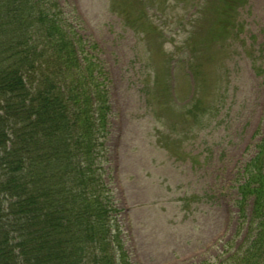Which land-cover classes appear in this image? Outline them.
Instances as JSON below:
<instances>
[{
  "label": "rangeland",
  "instance_id": "rangeland-1",
  "mask_svg": "<svg viewBox=\"0 0 264 264\" xmlns=\"http://www.w3.org/2000/svg\"><path fill=\"white\" fill-rule=\"evenodd\" d=\"M44 1L96 47L109 79L101 162L112 226L130 262L226 258L245 235L235 205L239 172L264 135V0H245L223 50L212 42L215 3ZM158 76L170 90L160 83L155 91Z\"/></svg>",
  "mask_w": 264,
  "mask_h": 264
},
{
  "label": "trees",
  "instance_id": "trees-1",
  "mask_svg": "<svg viewBox=\"0 0 264 264\" xmlns=\"http://www.w3.org/2000/svg\"><path fill=\"white\" fill-rule=\"evenodd\" d=\"M203 1L216 5L212 42L223 50L245 0ZM44 5L0 0V264H132L101 162L107 73L96 47ZM188 68L198 77L199 65ZM160 83L172 87L158 76L155 91ZM255 149L235 201L244 238L226 258L199 264H264V135Z\"/></svg>",
  "mask_w": 264,
  "mask_h": 264
}]
</instances>
